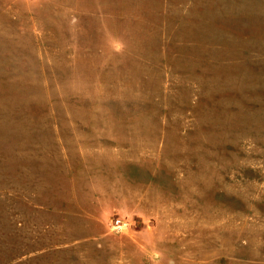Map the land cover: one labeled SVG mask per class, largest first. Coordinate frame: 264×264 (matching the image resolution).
Listing matches in <instances>:
<instances>
[{"label": "rangeland", "instance_id": "rangeland-1", "mask_svg": "<svg viewBox=\"0 0 264 264\" xmlns=\"http://www.w3.org/2000/svg\"><path fill=\"white\" fill-rule=\"evenodd\" d=\"M0 264H264V0H0Z\"/></svg>", "mask_w": 264, "mask_h": 264}, {"label": "built area", "instance_id": "built-area-1", "mask_svg": "<svg viewBox=\"0 0 264 264\" xmlns=\"http://www.w3.org/2000/svg\"><path fill=\"white\" fill-rule=\"evenodd\" d=\"M124 226V223H122L120 220H116L114 222V225L113 227L116 229V230H121Z\"/></svg>", "mask_w": 264, "mask_h": 264}]
</instances>
